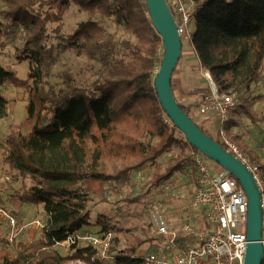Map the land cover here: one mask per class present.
Masks as SVG:
<instances>
[{
  "label": "trees",
  "instance_id": "trees-1",
  "mask_svg": "<svg viewBox=\"0 0 264 264\" xmlns=\"http://www.w3.org/2000/svg\"><path fill=\"white\" fill-rule=\"evenodd\" d=\"M187 1L193 8L188 43L200 69L209 73L221 94L248 92L258 82L264 61V0ZM71 5L87 19L60 35V22ZM98 19L129 38H116ZM50 25L55 26L54 46L47 45ZM15 40L16 59L27 63L28 72L19 79L0 65V89L5 84L22 89L27 105L25 120L10 125L4 138L3 165L9 176L23 183L7 204L16 212L25 205L41 206L46 222L39 239L17 243L13 251L0 233V264H106L93 261L89 247L72 245L65 256L54 247L88 231L87 204L94 197L104 201L109 191L131 185L132 173L156 165L173 145L197 152L175 136L179 131L170 121L164 122L156 97L153 81L162 59L161 38L151 26L144 0H0V50ZM67 51L97 63V78L81 82L70 70L59 76L61 87L50 86L49 71ZM7 104L0 94V120L7 117ZM178 105L190 117L193 106ZM107 160L130 164L111 175L96 168L98 161ZM183 163L167 167L155 183L170 178ZM95 225L101 227L99 233L107 231L102 220ZM146 242L135 239L109 263L141 264L135 255Z\"/></svg>",
  "mask_w": 264,
  "mask_h": 264
},
{
  "label": "rangeland",
  "instance_id": "rangeland-1",
  "mask_svg": "<svg viewBox=\"0 0 264 264\" xmlns=\"http://www.w3.org/2000/svg\"><path fill=\"white\" fill-rule=\"evenodd\" d=\"M86 19L87 16L84 13L79 12L77 7L71 5L60 22V35L71 33L79 22L85 21ZM97 23L105 27L110 33H115L118 39L129 38L123 31H116V28L110 22L98 19ZM54 27L53 25L48 27V46H54L57 43V39L53 34ZM191 31H193L192 26ZM187 45L188 41L182 38V58L184 57L186 48L189 49ZM17 48L18 41L7 42L0 50V65L7 70L13 71L19 79H25L28 72V65L26 62L17 61ZM161 53L162 51L160 55ZM187 55L189 54L187 53ZM99 69L100 66L97 63L91 62L83 57L78 58L73 52L67 51L61 56L59 63L50 69L47 81L54 88L61 87L59 76L71 70L74 72L77 80L81 82H92L97 78L96 71ZM196 75L197 77L192 81L195 82L194 86L197 85L194 93L195 96L197 93H200L201 97L200 100L197 99L190 102L194 108L190 113V118L198 126L200 125V121H208L215 128L214 134L210 133L209 136L217 142L216 130L218 127L216 128V124L218 118L213 113H202L199 105L203 100L211 101L215 95L220 96L221 93L217 92L215 86L210 85L206 81L201 75L200 70L197 71ZM186 92L191 93L188 90ZM0 94L8 102L7 117L0 120V201L2 202V206L12 212L18 224L16 236L13 242L10 245L8 244L9 250L13 251L17 243L29 245L41 237V228L36 227L35 223L40 222L41 224H45L46 217L41 206L25 205L21 211L16 212L7 204L9 197L13 193L22 190L23 183L9 176L6 167L3 165V159L6 153L4 138L8 133L10 125H17L25 120L27 98L26 93L22 89L15 88L11 84L3 85L0 89ZM191 95L194 96V94ZM232 95L238 100L239 105L233 113H230L228 118L229 124L227 126L225 125V127L223 126V128L243 153L250 166L256 169L261 181L264 182V61L258 82L252 84L248 92L245 89H241L239 93ZM243 110L248 111L254 121H251L249 117L245 116ZM202 129L205 131L204 128ZM175 136L180 140H185L180 132L176 133ZM154 142L152 141V143ZM188 154L189 151L187 149H181L179 146L173 145L167 153L157 159L156 165L148 164L139 172L132 173L131 185H126L118 191H109L104 201H100L99 197H94L87 204L90 226L85 228L88 232L99 231L101 227L95 225L96 221L102 220L105 222L107 224V231L113 234L111 245V249L113 250L111 254L113 256L118 255L127 245L133 244L135 239L148 241L137 250V254L146 255L151 252L160 254L162 252V242L153 232L148 211H146V205L162 199L166 193L160 189V186L163 183H169L171 191L174 193L172 197L169 199L166 198L167 201H164L166 205V218L169 225L174 229L181 226L184 222H188L193 227L204 230L206 223L203 209L190 206L193 193L196 189L195 181L199 174L196 164L191 162L190 159L189 161L186 159L187 156L189 157ZM181 161H184L181 169L176 171L170 178L155 183L154 179L157 175L163 173L167 167L173 166ZM129 164L108 160L105 162L98 161L96 168L99 171L114 175ZM210 164L211 169L216 166L213 162ZM135 197H139V200L135 203L126 204L124 202L125 198L133 199ZM0 233L4 241L7 242L5 231L2 232L0 230ZM188 243L189 240L187 239L180 241V245L183 247ZM54 250L62 256L71 254V248L67 246H57L54 247ZM64 264L84 263L78 260H71Z\"/></svg>",
  "mask_w": 264,
  "mask_h": 264
},
{
  "label": "built area",
  "instance_id": "built-area-1",
  "mask_svg": "<svg viewBox=\"0 0 264 264\" xmlns=\"http://www.w3.org/2000/svg\"><path fill=\"white\" fill-rule=\"evenodd\" d=\"M166 2L177 16L175 21L181 40L184 38L188 41L192 32L190 26L193 15L192 3L187 0H166ZM201 75L214 86L207 71H201ZM238 105V100L232 94L228 96L221 94L215 95L211 101L203 100L199 108L204 114H215L219 121L216 130L217 143L251 172L257 184L262 212L261 244L264 252V182L223 128V123ZM168 121L167 118L164 120L165 123ZM189 159L196 164L199 174L190 206L203 209L205 229L199 230L188 222L174 229L169 225L164 201L174 193L169 183H163L160 189L166 194L162 199L147 204L146 211L153 232L162 240L164 250L161 254H136L135 257L141 258V264H243L247 244V198L243 189L225 170L219 169L218 165L215 164L217 167L211 169V162L199 152H190ZM35 226L42 229L44 224L36 222ZM17 227L12 212L0 206V230L5 231L9 244L16 236ZM186 239L189 243L184 247L181 246L180 241ZM112 241L113 234L110 231L102 233L85 231L72 235L58 246L89 247L93 252V261L109 263L114 260V256L110 253Z\"/></svg>",
  "mask_w": 264,
  "mask_h": 264
},
{
  "label": "water",
  "instance_id": "water-1",
  "mask_svg": "<svg viewBox=\"0 0 264 264\" xmlns=\"http://www.w3.org/2000/svg\"><path fill=\"white\" fill-rule=\"evenodd\" d=\"M144 3L151 26L162 43V59L153 81L161 109L190 147L225 170L243 189L247 198V244L243 264H264L261 244L262 212L257 184L251 172L240 161L226 153L219 143L202 132L179 108L171 84L182 54V40L175 18L166 0H144Z\"/></svg>",
  "mask_w": 264,
  "mask_h": 264
},
{
  "label": "crops",
  "instance_id": "crops-1",
  "mask_svg": "<svg viewBox=\"0 0 264 264\" xmlns=\"http://www.w3.org/2000/svg\"><path fill=\"white\" fill-rule=\"evenodd\" d=\"M187 47L189 49L186 48L183 58L181 54L180 61L178 62L174 70L173 76H172V90H173L174 97L180 105L185 106V107L192 105L190 102H192L193 100H197V99L200 100V97H201L200 93H197L195 96L194 92L197 89V85L194 86L195 82H192V81L194 80V78L197 77L196 75L197 71L199 70L202 71L199 67L196 54L189 43ZM187 53L189 55H187ZM186 90L191 91V93H187ZM191 94H194V96H192ZM187 96H192V97H187ZM193 109L194 108H192V111ZM216 125H217L216 126L217 128L219 126V121L217 122ZM199 127L204 128L208 135H210V133L214 134L215 128L212 125H210L208 121H200ZM196 181H195V184H196ZM161 246H162L161 251L163 252L164 250L163 244ZM156 254H159V253H156Z\"/></svg>",
  "mask_w": 264,
  "mask_h": 264
}]
</instances>
